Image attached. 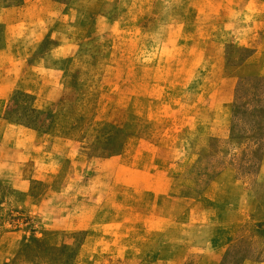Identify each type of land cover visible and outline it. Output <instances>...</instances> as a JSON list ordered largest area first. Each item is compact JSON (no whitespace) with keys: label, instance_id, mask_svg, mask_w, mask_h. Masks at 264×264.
<instances>
[{"label":"rangeland","instance_id":"374dc122","mask_svg":"<svg viewBox=\"0 0 264 264\" xmlns=\"http://www.w3.org/2000/svg\"><path fill=\"white\" fill-rule=\"evenodd\" d=\"M25 2L0 0V264H264V0ZM224 163L200 234L228 223L236 164L257 214L180 243Z\"/></svg>","mask_w":264,"mask_h":264},{"label":"crops","instance_id":"0c3cea01","mask_svg":"<svg viewBox=\"0 0 264 264\" xmlns=\"http://www.w3.org/2000/svg\"><path fill=\"white\" fill-rule=\"evenodd\" d=\"M26 1L27 2H25V3L31 4L30 5L31 7H34V6L37 7L38 6L37 0H33V1L26 0ZM261 46H262L263 51H264V44H261ZM253 54H255V53H252L250 55V57H249L250 59L253 56ZM260 61L261 62L258 64V67H257V70H258L257 75L259 77L264 78V70H263L264 69V58L262 57V59ZM248 67L251 68L252 66L249 65ZM27 129L35 130V129H30V128H27ZM50 130H53V128ZM132 146H134V144ZM262 162H263V157H262V160L259 164L258 173L256 175V179L258 181L261 180L262 171H263V167H264V164ZM146 163H147L146 164L147 166H149V165L151 166L153 162L151 160H147ZM195 163H194V165H195ZM223 171L220 174H222ZM220 174H218L215 178L210 180L208 186L194 199L193 203L190 204V206L188 208V212L186 213L185 223H181V222L179 223L180 229L181 230L188 229L190 231V234L188 237H184V236L181 237V235L176 236L180 243L185 244L186 242H188V243H190L189 247H191V248L196 247L198 245H203L205 248H209V247L215 246V244L218 247H225L228 244H230V242H232V240H234V238L236 237V235L240 231L241 226L246 222V220L257 214V212L259 210V205L256 202V196L251 191H249L245 188H242V187L240 188L236 184L239 181L236 178V175L234 174L233 175V181L234 182L230 183L229 187H230V189L234 190L235 197L232 199V201L229 199V197H227V199H226L227 200L226 205L228 208L227 210H229V215H230V217L228 219V223L221 225L217 228L215 236H214V238L217 239L215 244L212 240V235H211L212 231H211V233L209 232L207 235H205V237L202 236L203 235L202 233H201L202 235L200 234L199 226L197 225V223L201 224L202 218H201V215L199 216L197 211L200 210V205L203 203V201L205 199H207L208 197H211L212 186L215 183L214 180L218 176H220ZM153 177H155V176H153ZM221 208H222L221 210H224V207H221ZM217 221H219L218 216L216 217V222ZM180 243L176 247L181 250L182 244H180ZM164 254H166V257H168L170 255L169 248H167L166 251H164ZM204 259H205V254H203L198 259L197 264L202 262ZM177 260L179 261V257H178V259L176 258L175 260H172V261L177 262Z\"/></svg>","mask_w":264,"mask_h":264},{"label":"trees","instance_id":"16d2710c","mask_svg":"<svg viewBox=\"0 0 264 264\" xmlns=\"http://www.w3.org/2000/svg\"><path fill=\"white\" fill-rule=\"evenodd\" d=\"M54 1L59 3V4H68V2L70 0H54ZM258 80L264 81V78H258ZM23 96L32 100V98H30V96H28V95L23 94ZM25 110H28V112H30L29 113L30 115H31V113L35 114L36 116L42 115V112H39L37 109L26 108ZM13 112L14 111L12 110V108H10L8 110V112H7V117H12V114H14ZM15 116L17 118H19L20 120L23 119V118H20V116H18V115H15ZM49 119L50 120L48 121V125H47L46 129H44V130L52 129L50 127V126H52V117H49ZM23 123H25L28 127L34 128L35 130H40L41 127L44 126L43 121H41V123H40V122H31L29 120H25V121H23ZM249 131H250V137H251L249 139L252 140L253 146H255L256 148L258 147V148L263 149L264 148V129L263 130H249ZM254 152L255 151H251L250 150L251 154H250V158L249 159H252V160L254 159L253 161L257 162V158L254 157L255 156ZM260 162H261V160L259 159L257 164L259 165ZM217 165H216V167L213 170L214 173H213V177L212 178H215L218 174H220L224 170L225 166H227V164H225V163L224 164H217ZM235 166H233V168L235 170L236 175H238V171L236 170V168H238V164H236ZM210 180H212V179H210Z\"/></svg>","mask_w":264,"mask_h":264}]
</instances>
